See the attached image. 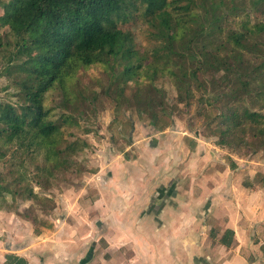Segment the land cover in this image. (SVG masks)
<instances>
[{
  "label": "rangeland",
  "instance_id": "1",
  "mask_svg": "<svg viewBox=\"0 0 264 264\" xmlns=\"http://www.w3.org/2000/svg\"><path fill=\"white\" fill-rule=\"evenodd\" d=\"M7 1L0 0V3ZM199 1L195 0L194 12L201 17L202 24L205 16H223L220 23L222 33L200 34L197 37L199 47H215L231 32H241L245 22L249 27L264 24V2L254 6L252 0H203V5H199ZM210 3L214 4L216 14H211V8H207ZM2 8L0 4V15ZM136 16L124 28L132 32L135 48L149 55L161 41L153 36V29L144 23L141 15L137 13ZM192 28L198 30L199 27L192 24ZM249 43L253 47L243 54L244 64L233 67V75L229 78L239 74L245 78L246 72H254L262 62L264 64V34H253L247 46ZM177 47L174 44L175 50ZM170 57L172 59L166 67L177 72L176 64L181 59ZM2 61L0 55V104L10 105L14 102L12 89L8 87L11 79L1 70ZM164 62L163 59L155 64L159 71L150 81L152 87L144 91L143 96L134 95L131 86L124 97L119 98L109 71L98 65L80 69L70 81V104H63L60 90L47 95L46 106L52 110L51 118L61 124V148L73 141L85 146L69 158L68 167L56 172L46 189L31 183L30 187L43 200H28L24 190L20 189H16L14 195H0V264L9 253L25 258L28 264H80L86 257L83 264H87L93 246V241L87 243L90 240L89 223L94 219V214L88 213L91 211H88V204L97 200L98 188H107L112 183L113 189L123 185L132 189L135 182L142 183L144 189L160 194L162 200L180 191L183 198L194 201L199 200L205 188H213L212 180L219 172H225L230 179L221 181L220 188L224 193L231 180L234 183L230 188L236 190L264 186V148L260 147L254 131H249L245 141H229L224 146L218 144L219 137L215 135L223 127L219 117L222 109L227 112L230 107H247L250 111L264 113L263 102L256 95L262 89L257 77L264 71V65L257 72L250 73L251 76H246L251 77L248 78L250 96L242 95L235 88L233 97H224L222 91L231 93L229 89H232L226 81L225 71L214 74L198 72L197 79L203 87L197 89L191 81L193 97L184 104L176 103L174 78L165 69ZM184 66L194 68L196 65L187 61ZM235 87L239 88L238 85ZM75 95L78 102L71 105ZM152 114L156 116L157 128L151 125ZM232 162L236 165L233 170L230 168ZM8 166L0 161V175H7ZM129 174L135 179L129 180ZM245 185L249 188H243ZM24 186L27 189V180ZM198 216L193 215L195 223L199 221ZM82 238H88L85 239L87 244L82 243L78 250L81 242L76 241L84 242ZM59 239L64 241V246Z\"/></svg>",
  "mask_w": 264,
  "mask_h": 264
},
{
  "label": "trees",
  "instance_id": "2",
  "mask_svg": "<svg viewBox=\"0 0 264 264\" xmlns=\"http://www.w3.org/2000/svg\"><path fill=\"white\" fill-rule=\"evenodd\" d=\"M203 2L200 0L198 4L203 5ZM263 2L252 0V5ZM0 4L3 5L0 31L5 30L0 32L1 70L11 79L8 87L14 99L13 104H0V161L9 165L7 175H0V195H14L16 189H20L28 200H43L30 187L31 183L46 189L56 172L68 167L69 158L85 146L73 141L61 148V124L51 118L52 110L46 106L47 95L54 90L62 92L63 104L71 103L72 92L68 88L72 87L70 81L80 69L104 67L122 99L131 86L134 95L143 96L159 71L155 64L164 59L166 67L172 59L170 56H175L181 59L176 64L177 72L165 69L174 78L176 103L187 104L193 97L191 81L197 89L203 87L197 79L198 72L225 71L232 89H229L231 93L222 91L224 97H233L235 88L242 95L250 96L248 78L251 77L246 76L264 65L262 62L254 72H246L245 78L242 74L229 78L233 67L244 64L243 54L253 47L250 43L247 46L249 38L255 33L264 34V24L249 27L245 22L241 32H231L215 47H199L200 34L222 33L223 16H205L207 20L203 17L202 24L201 17L194 12L195 0H8ZM207 8H211V14H216L213 3ZM137 13L153 29V36L161 41L149 55L135 48L132 32L124 28ZM192 24L198 26V30H194ZM174 44L178 46L176 50ZM187 61L196 66L185 67ZM257 79L262 89L256 95L263 102L264 110V71ZM77 102L75 95L71 105ZM225 111L222 109L219 113L223 127L215 134L219 145L243 142L253 130L260 147L264 148V113L250 111L247 107H230ZM152 116L151 125L157 128L156 116ZM235 166L232 162L230 168L233 170ZM223 233L220 242L228 246L232 231ZM4 259L3 264H28L16 254H6Z\"/></svg>",
  "mask_w": 264,
  "mask_h": 264
},
{
  "label": "crops",
  "instance_id": "3",
  "mask_svg": "<svg viewBox=\"0 0 264 264\" xmlns=\"http://www.w3.org/2000/svg\"><path fill=\"white\" fill-rule=\"evenodd\" d=\"M225 174H216L213 188H205L198 201L176 190L162 200L137 182L132 189H113V183L98 188L99 198L88 204L94 219L89 223L87 243L93 241V246L87 264H264V186L236 190L231 180L224 193L221 181L230 180ZM226 230L232 231L228 246L220 242ZM88 238L76 241L81 242L78 250Z\"/></svg>",
  "mask_w": 264,
  "mask_h": 264
}]
</instances>
